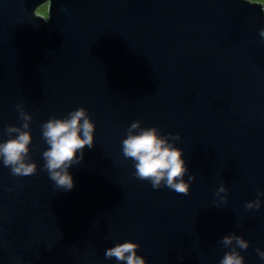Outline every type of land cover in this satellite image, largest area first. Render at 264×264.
<instances>
[{"label": "water", "instance_id": "water-1", "mask_svg": "<svg viewBox=\"0 0 264 264\" xmlns=\"http://www.w3.org/2000/svg\"><path fill=\"white\" fill-rule=\"evenodd\" d=\"M261 28L249 0H0V138L22 102L37 162L24 176L0 164V264H113V239L137 241L148 264H218L233 231L259 264L264 203L244 205L264 190ZM78 106L94 145L64 191L40 167V123ZM136 119L180 134L187 194L133 175L120 141Z\"/></svg>", "mask_w": 264, "mask_h": 264}, {"label": "clouds", "instance_id": "clouds-1", "mask_svg": "<svg viewBox=\"0 0 264 264\" xmlns=\"http://www.w3.org/2000/svg\"><path fill=\"white\" fill-rule=\"evenodd\" d=\"M259 36L264 39V28L259 29ZM15 108L21 123L5 125L6 138H0V164L8 167L13 176L34 174L37 162L30 155L32 114L25 110L22 102L16 103ZM95 123L84 106L73 108L62 116H50L40 123L41 137L46 145L41 152L43 163L40 167L47 171L55 188L68 191L74 187L70 167L83 159L85 146L93 147ZM125 131L120 141L121 152L132 160L135 177L149 181L153 188L168 187L185 194L190 191L195 175L188 174L184 150L176 145L180 139L178 132H164L158 125L144 126L138 119L132 120ZM227 191L225 183L221 182L215 190L219 197L214 202L216 205L227 199L222 195ZM261 197H264V190L257 189L256 197L247 200L244 207L260 208L264 203ZM249 243L235 231L224 234L221 247L226 250L218 264H246L241 250L248 248ZM138 248L139 243L135 240L113 239L112 246L105 248L104 256L114 258L113 264H148L138 253ZM255 251L260 258L259 264H264V248L257 246Z\"/></svg>", "mask_w": 264, "mask_h": 264}, {"label": "rangeland", "instance_id": "rangeland-1", "mask_svg": "<svg viewBox=\"0 0 264 264\" xmlns=\"http://www.w3.org/2000/svg\"><path fill=\"white\" fill-rule=\"evenodd\" d=\"M249 1L262 4L263 9H264V0H249Z\"/></svg>", "mask_w": 264, "mask_h": 264}]
</instances>
